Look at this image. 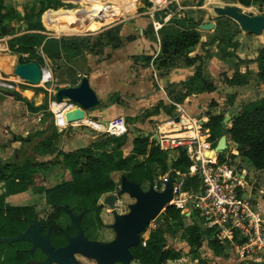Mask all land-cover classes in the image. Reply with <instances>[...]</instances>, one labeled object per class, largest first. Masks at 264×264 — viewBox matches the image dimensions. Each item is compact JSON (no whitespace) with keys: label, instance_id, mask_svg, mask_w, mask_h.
<instances>
[{"label":"crops","instance_id":"0c3cea01","mask_svg":"<svg viewBox=\"0 0 264 264\" xmlns=\"http://www.w3.org/2000/svg\"><path fill=\"white\" fill-rule=\"evenodd\" d=\"M23 1H26V8L31 3L36 4L30 16L34 20L39 9L38 4L46 0H38L36 3L31 2L32 0ZM57 1L58 6L65 2V0ZM211 1L200 0L195 6L184 5L181 12L165 10V16L161 17V20L157 18V11L153 6L141 9L143 7L141 5L137 10L123 8L115 3L103 6V9H100L102 11L109 6L115 8V13L109 18L115 19L119 13H124V16L110 24V29H113L111 38L116 40L95 49L93 54L87 56L85 72L79 76L80 81L83 76L89 78L91 87L95 90L101 104L110 101L104 112L89 114L96 119L101 116L104 120L108 119L107 121L109 118L116 119L120 116L124 119L125 117L134 118L135 121L132 125H128L129 128L138 127L143 130V135L130 133L129 137L149 138L155 136L159 125L181 114L190 118H199L203 124H206L210 117L225 118L231 108L234 109L233 116L235 113L239 114L246 106L264 99V83L259 78V64L255 62L264 47V34L245 31L241 23L230 17H218L213 22L204 20L198 23L199 20L192 14L199 10L201 17L204 13L210 16L211 8L208 6L212 5L213 1ZM7 8L10 9L8 5ZM213 9L221 10L223 7L220 5ZM86 13L90 11L87 10ZM101 13L99 12L94 18L96 23H104ZM45 15L42 17L43 24ZM174 20L177 21L174 22ZM155 23L158 24L157 31ZM196 23L199 25L196 26ZM209 23L212 25L210 30L200 29L202 25ZM163 29L171 32L185 29L196 31L200 35L199 43L193 49L166 60L162 53ZM46 30L30 32L44 35ZM83 52L87 53L86 49ZM199 69L201 80L192 85L191 88L195 91L188 93L187 83L195 77ZM47 81H51V78ZM201 81L211 84L213 90L198 91L203 87ZM14 101L13 97L11 99L0 97V161L2 163L24 166L29 161L34 164L58 162L48 166H66L60 153H71L90 147L97 142L99 136L97 133H92L88 141L84 139L86 135L84 133H76L74 130L70 133L67 129L72 123L74 126L92 124L95 127L97 125L107 127L111 124V122L91 123L89 114L84 112L87 120H68L65 125H59L54 119L55 127L52 124L48 126L50 122L43 111L34 113L27 108L24 110ZM160 103L173 111V115H169L163 109H160L159 113H154V109ZM76 108V105L75 107L66 105L63 115L66 116L68 109L72 112ZM141 111L148 112L143 121L136 118H139ZM234 146L240 152L248 149L236 143ZM66 170L69 171V169ZM253 170L257 173L264 172L255 168ZM54 171L58 174L56 170ZM69 177L68 181H71L72 177ZM6 202L12 206L27 204L40 206L43 198L28 191L11 195ZM181 247L182 250L176 249V251L180 252L182 257L169 262L183 264L186 259L193 258L194 264H241L234 255L224 256L223 253L213 250L206 239H203L202 246L196 249V253L191 252L186 240L178 248Z\"/></svg>","mask_w":264,"mask_h":264},{"label":"trees","instance_id":"16d2710c","mask_svg":"<svg viewBox=\"0 0 264 264\" xmlns=\"http://www.w3.org/2000/svg\"><path fill=\"white\" fill-rule=\"evenodd\" d=\"M117 0L116 2H119ZM245 4L243 0H238ZM7 0H0V35H9L11 32L18 34L12 28L8 17H14L15 20H26L29 31H45L46 27L52 30L53 26H47L45 21L42 22L43 15L50 13L59 5L57 0H46L40 2L36 18L33 20L28 17H22L19 10L15 8H7ZM248 6V5H246ZM186 20H189L185 18ZM177 20H174L176 22ZM196 26L199 24L196 23ZM163 45L162 53L169 60L171 57L183 54L193 49L200 40L198 32L185 29L166 30L163 29ZM113 29L108 30L107 37L111 35ZM165 32V33H164ZM116 39H109V44ZM91 37H62L60 39L47 38L46 35L39 33H27L20 35L13 40L10 48L20 52H30L33 49L42 47L44 53L54 61L70 60L83 53L85 49H97L103 47L104 44L91 45ZM236 46V44L234 45ZM17 47V48H16ZM39 65L42 60L36 61ZM259 64V78L264 83V48L260 51L257 59ZM24 63V62H23ZM201 80V71H197L195 77L189 80L188 93L195 90L192 85ZM203 87L198 91H212L213 86L209 83L201 81ZM160 109L167 111L169 115H173V111L169 110L163 103L154 109V113H159ZM173 109V108H172ZM223 116L210 117L207 127L212 130L213 138L221 135ZM233 141L248 149L241 152V156L253 168L264 171V99L246 106L233 121L232 127L229 129ZM208 135L205 136V140ZM126 137H111L107 140L109 149L99 154L97 146L91 145L87 148L78 149L71 153H60L63 156L64 164L67 169L71 170L73 179L71 181H62L53 187H46L41 175V171L48 165L58 164V162H49L42 164H34L27 162L24 166H15L0 161V237H16L24 233L30 226L31 220L34 219L37 205L27 204L26 206H12L6 202L7 198L13 194H22L28 191L34 192L41 196L46 203L57 206L58 210L64 212L70 209V203L75 198H81L83 202V210L87 214L91 212H99L98 201L104 196L113 193L119 183L114 179L115 173L126 170L129 166V159L124 158L122 146L126 143ZM240 152V151H239ZM132 155L136 157H147V162L156 164H166V159L172 157L174 168L181 173L188 170L195 171L196 161L193 156L186 151L175 150L165 153L150 143L147 137H137L133 141ZM128 180L139 183L143 187L145 181L153 182L152 172L145 167L144 164L136 165L132 171V175L123 174ZM200 181L198 178L192 183V191H198ZM179 205H181L179 203ZM164 217L170 221H180L182 215L179 209L174 206L166 207ZM97 225L103 227L104 224L100 217L96 218ZM85 230V226L82 225ZM87 230V228H86ZM85 230V231H86ZM187 235L184 237L188 242L191 252L196 253V249L200 248L203 243L202 233L197 226L196 221L187 227ZM207 237L210 235L208 231L204 233ZM53 239L57 244L65 243V236L61 235L60 230L53 232ZM209 246L216 252H221V247L216 240H208ZM26 243V242H25ZM29 245V244H28ZM6 246V250L2 247ZM136 261L139 264H166L168 261L178 260L181 253L173 248H168L166 240V232L163 227H158L151 231L146 246H139L131 249ZM31 260L30 251L24 247V244L15 246L0 244V264H29Z\"/></svg>","mask_w":264,"mask_h":264},{"label":"rangeland","instance_id":"374dc122","mask_svg":"<svg viewBox=\"0 0 264 264\" xmlns=\"http://www.w3.org/2000/svg\"><path fill=\"white\" fill-rule=\"evenodd\" d=\"M37 1L38 0H32L31 2L36 3ZM116 1L117 0H65L64 3H60V6H58L54 12L47 13L44 16V21L46 25L53 26L52 30L47 28L46 34L44 35L49 36V38H54V39H60L62 37H72V36L91 37L92 38L91 45H97V44L106 45V44H109V39H112V38H111V35L107 37L105 32H107L108 30H111L110 24L116 22V20H110L104 23H96L93 20L87 25L85 30L78 29L77 27L78 21L82 18H86L91 15L94 19L96 17V13L100 9H103V6L107 4L115 3V4H120L123 8L125 7L129 9L137 10L140 8L141 5L143 6L141 9L151 8L153 6L152 2L154 0L152 2L151 0H120L119 2H116ZM199 1L200 0H168V2L162 8L157 10L156 12L157 18L160 19L161 17H164L165 10L172 11L174 13L181 12V10H183L182 8H184V5L195 6L199 3ZM212 1H213L212 5L208 6L209 8H211L210 16H207L204 13L203 16L201 17L199 15V12L201 11L199 10L194 11L193 14L191 13L192 16H194V18L199 20L198 23H201L204 20L213 22L216 19H218V17L233 18L227 13L229 9L237 10L239 13H243L249 16H264V0H243L245 4L240 3L238 0H212ZM25 2L26 1H23V0H7L6 5H8L10 8H15L16 10H20V14L23 18L24 17L29 18L30 14H32L33 10L35 9L36 4L31 3L28 6V8H26ZM220 5L223 7V9L221 10L213 9V7L215 8ZM87 10H89L90 13H86ZM186 11L189 12L187 9ZM130 12L132 13L135 11H130ZM122 16H124V13ZM122 16L120 18H122ZM33 18H34V15H33ZM99 18H101V16ZM8 21L11 23L12 28H14L19 34H15L11 32L9 35H5V36L0 35V46L1 45L4 46V49L0 50V97L6 98V99H11L13 97L15 99L14 102H16L17 105L19 104L18 107L22 106L24 110H26L27 108V110H29L30 112L36 113L35 111H39V112L43 111L45 113L46 118H48V122H50L48 126L52 124L55 127L54 119H56V114L54 113L53 107L57 106V103L55 102L56 92L61 88L75 87L80 83L79 76L83 72H85L87 56H90L91 54H93L95 49H86L87 53L83 52V54H81L79 57L72 58L71 60L63 59L61 62L54 61L48 58V56L44 53L42 47L33 49L30 52H20V51H17V49L13 50L10 48V44L13 42V40L20 35L22 36L28 32L29 33L31 32L28 30V23H26L27 22L26 20L17 21L12 16V17H8ZM101 28H104V29H101ZM260 33L264 34V30H262ZM57 36L59 37L56 38ZM9 57H14L16 60V63L15 64L11 63L8 60ZM40 60H42L40 64L41 68L43 70L47 69L51 73L50 82H47V83L41 82V84L35 86V85H30L29 83L22 80L18 76H15L14 69L18 63L24 64V63L36 62ZM49 83L53 85L51 88H48ZM113 98L111 102L113 101ZM108 103H110V101L104 102L103 104L100 103L98 107L93 108L89 111H86V113L91 114L93 112H97V113L104 112L106 107H108ZM66 104L73 105L71 101H66ZM74 111H77V110L75 109ZM69 113L70 111L68 109L66 111V114H69ZM90 114H89V118H90L91 123H101V122L105 123V122H112L114 120V119L109 118V121H107L108 119L104 120V118L101 116L100 118L102 120H99L100 118L99 119L93 118L92 117L93 115H90ZM140 114L141 115L139 116V118L138 117L136 118L139 119L140 121H143L147 117L148 112L141 111ZM236 116H237V113H235V115L233 116L231 115L232 119L228 123V128L230 126L232 127L233 121ZM116 118H119V117H116ZM125 120H126L127 125H132L133 122L135 121L134 118H130V117H125ZM60 121L62 120L60 119ZM72 124L70 125V127H68L67 131L69 130L71 133V130H74L76 133H84L86 134L84 135L85 140L89 141L91 139L89 135H92V133L99 134V136L97 137L98 138L97 142L95 143V146H97L99 154H102L103 152L109 149V146L106 144L107 140H109L111 137H116L114 135H111L108 132V130H101V129L96 128L98 125L95 127L92 124L90 125L83 124L80 126L79 125L74 126ZM130 128L128 126V132L126 133V135H124V137L127 138V141L122 146L123 156L124 158L129 159L130 163L126 170H124L123 172H120V173L118 172L114 174V179L116 180V182L117 183L120 182V178L123 174H129L131 176L132 171L136 165L144 164L145 167L148 168L152 172V176L154 178V185H157L159 187L158 191H161L162 189H164L165 187L164 181L168 179L169 174H170V169H171L173 178L175 179V186L179 188V193L180 191L182 194L191 193L192 183L197 177H195V175H191L192 171L190 170H188L185 173H181L178 170H176L173 166L174 162L171 156L166 159L167 166H165L164 164H156V163L147 162V157H136L132 155V149H133L132 141L134 138L129 137V135L130 133H133L131 135H134V134L143 135V130L135 126L134 127L131 126ZM216 134L217 135L215 136V139L216 138L220 139L221 135H218V133ZM149 140L151 143L152 142L151 139ZM151 144L154 145V143H151ZM231 148H234V149H237V151H240L234 145H230L227 152H229ZM226 153L224 155H226ZM233 158L238 159V157H232V159ZM73 167L75 166H71L72 171H73ZM242 167L247 168L249 171H251L255 179L258 180V183L254 184L252 192L258 193L260 189L262 188L264 189V172L257 173L256 171L253 170V167L250 166L246 162V160L244 161ZM66 169H67L66 166H50V167L43 169L42 170L43 173L41 171V175L44 181V185L50 188V187H53L59 184L62 181L70 180L69 176H71L73 179L71 170L69 169V171H67ZM54 170H56L58 174L54 173L55 172ZM150 183L151 182L149 180L145 181L143 183V189L146 191L149 190ZM117 188L118 189L120 188L119 185ZM113 193L115 194V191ZM13 195H16V194H13ZM188 196L189 195H186L185 198H188ZM105 197L103 196L98 201V209H99L98 213L91 212L90 214H85L84 216L82 225L85 226V230L87 228L85 235L90 240H95V241H100V242H110L116 238V233L114 232L113 229L109 227L110 224L114 223V216L111 211V208L108 205L104 204ZM190 202L191 200L189 201L188 205L190 204ZM134 203H135V200L132 199L129 195L121 196L119 198V201L116 203L117 212L119 214L129 213L130 211L129 206ZM171 203L172 202H170V204ZM179 203L181 204V202H176V204H179ZM70 208L74 210V213L76 215L81 214V212L83 211L82 199L75 198L70 203ZM164 212L165 211L163 210L161 215L150 224L145 234H143V238L144 239L149 238V235L151 233L150 230L156 229L157 227H163V229L166 232V236H167L166 240H167L168 247L173 248L175 250L176 249L182 250V247L181 248H178V247L184 244V241H185L184 237L187 235L186 233L187 227L193 223V220L184 219L182 217L180 221H176V222L172 220L168 221L164 217ZM36 213L38 214L40 219H43V220L51 219L53 223L56 224V226H60V227L67 228V229L69 228L72 230V233H74V227L72 226V222L70 221L69 215H67L65 212L61 210H58L57 206L46 203L45 199L41 203L40 206L36 207ZM97 217H100V219L102 220L104 224L103 227H99L97 225V220H96ZM155 226L157 227L155 228ZM210 237H211L210 235L207 237L205 236V239L208 240ZM0 244H4V243H0ZM22 244H24V247H26L27 249L29 248V245L23 241L15 242V246L22 245ZM2 248L6 250V246H3ZM223 250L219 253H223L224 256L234 255L233 253H230L229 250H226V251H223ZM37 257L41 258L40 255H38ZM78 258L82 262V264H96L94 260H88L82 257H78ZM167 263L174 264L175 262L172 263L168 261ZM194 263L195 261L193 260V258H189L183 261V264H194ZM134 264H139V262L135 261Z\"/></svg>","mask_w":264,"mask_h":264},{"label":"built area","instance_id":"2783aa9c","mask_svg":"<svg viewBox=\"0 0 264 264\" xmlns=\"http://www.w3.org/2000/svg\"><path fill=\"white\" fill-rule=\"evenodd\" d=\"M167 2L154 0L153 8L157 11ZM154 26L157 31L158 24ZM56 103L59 108H53L57 121V114L67 104L66 101L62 105ZM206 125L199 118L181 114L159 125L155 136L149 137L151 143L162 152L170 154L175 150H183L196 161V169L191 175L200 181V194H196L198 189L186 193L188 198H183L174 183L172 203L181 202V205L169 203L167 207H177L184 219L201 220L211 240H216L224 247L223 251L233 253L241 263L264 264V189L253 193L254 184L258 182L251 171L242 167L245 160L241 153L234 148L227 152L229 146L235 144L230 133L227 136V148L217 152L219 139L213 140L212 130ZM111 127L108 132L116 137H123L128 132V125L122 117L114 119ZM201 135L208 137L202 141ZM153 188L159 190L154 182ZM148 239L142 236L141 245L145 247Z\"/></svg>","mask_w":264,"mask_h":264},{"label":"water","instance_id":"95a60500","mask_svg":"<svg viewBox=\"0 0 264 264\" xmlns=\"http://www.w3.org/2000/svg\"><path fill=\"white\" fill-rule=\"evenodd\" d=\"M113 6L107 7L102 11V20L107 16L115 13ZM237 22L242 24L245 31L260 33L264 30V16H249L239 13L237 10L229 9L227 12ZM80 27H83L81 25ZM211 24H205L200 27L201 30H210ZM15 76L26 81L30 85H39L44 79V73L41 66L37 62L18 63L14 69ZM53 85L48 84V88ZM55 101L63 104L65 101H71L77 106V110L81 113L89 111L100 105V100L91 87L89 78L83 76L80 83L75 87H67L59 89L55 94ZM234 109L229 110V114L224 118L222 123L221 138L216 147L217 152H223L227 148V136L229 134L228 123L231 119ZM173 178L170 169L169 177L164 181V189L157 191L153 188V182L150 183L149 190L145 191L141 184L128 180L123 175L119 182V189H116V194L108 196L104 204L111 208L114 216V223L109 227L116 233V238L110 242H100L90 240L85 235V230L81 226V219L87 212L83 211L76 215L73 209H66L67 213L73 219L77 228V234L68 236V244L55 249L51 244V228L46 234H42L43 226L38 217H36L29 228L22 234L16 237H0V243L12 245L15 242L23 241L32 244V253L37 249L47 255L43 262H31V264H82L78 257L94 260L96 264H134L135 257L131 249L141 246V236L145 234L150 224L155 221L166 209L168 204L174 200ZM199 191L196 193L200 194ZM123 195H129L135 200V203L129 206V213L119 214L116 209V203ZM197 226L200 228L202 238L205 239V227L201 220H196Z\"/></svg>","mask_w":264,"mask_h":264},{"label":"flooded vegetation","instance_id":"af4514ba","mask_svg":"<svg viewBox=\"0 0 264 264\" xmlns=\"http://www.w3.org/2000/svg\"><path fill=\"white\" fill-rule=\"evenodd\" d=\"M122 176H123V175H122ZM122 176H121V178H122ZM121 178H120V180H121ZM115 194H116V190H115ZM115 194H114V193H113V194L111 193V194L107 195V196L105 197V199H106L108 196L115 195ZM83 211H85V209H84ZM83 211H82V212H83ZM64 212H65L67 215H69V214L67 213V210H66V209L64 210ZM82 212H81V213H82ZM85 214H87V212H86ZM85 214L83 215V217H82V219H81V226H82V222H83V219H84ZM36 217H38L40 223H41L42 226H43L42 234H46V233L48 232V229L51 228V237H50V240H51V244L53 245V247H54L55 249H57V248H59V247H63V246H65V245L68 244V236H67V234H66V232H65L66 230L68 231V233H69L70 236H75V235L77 234V228H76L75 223H74V221H73V219L71 218L70 215H69V218H70V221L72 222V226L74 227V233H72V230L69 229V228L67 229V228H63V227H60V226H56V224H54L53 221H52L51 219H49V220H43V219H40V217L38 216V214H35L34 219H35ZM34 219L31 220V224L33 223ZM31 224H30V226H31ZM28 228H29V227H28ZM28 228H27V229H28ZM83 229H84V228H83ZM55 230H60L61 235L65 236V243H64V244H63L62 242H59V244H57L56 241L53 239V232H54ZM25 231H26V230H25ZM85 232H86V231H85ZM26 243L29 244V248H28V250L30 249L31 260H30L29 264H31V262H36V263L43 262V261L47 258V255H45V254L41 251V249H39V248H37V249L32 253V251H31V250H32V244H30L29 242H26ZM38 255H40L41 258H38V257H37Z\"/></svg>","mask_w":264,"mask_h":264},{"label":"bare ground","instance_id":"6f19581e","mask_svg":"<svg viewBox=\"0 0 264 264\" xmlns=\"http://www.w3.org/2000/svg\"><path fill=\"white\" fill-rule=\"evenodd\" d=\"M118 11V10H117ZM99 12H102V10H99L97 13H96V15L99 13ZM123 15V13H119L116 17L117 18H120L121 16ZM108 17V18H107ZM105 19H104V22H107V21H110V20H116L117 18H115V19H112V18H109L110 16H107ZM94 19H93V17H92V15L91 16H88V17H86V18H82V19H80L79 21H78V23H77V27H78V29L79 30H85L86 29V27H87V25L90 23V22H92ZM81 25H83V27H80ZM60 31V30H59ZM58 31V32H59ZM4 49V46L3 45H1L0 46V50H3ZM8 60L11 62V63H13V64H15L16 63V60H15V58L14 57H9L8 58ZM12 64V65H13ZM43 73H44V80L42 81V82H44L45 80H48V79H50V76H51V73L47 70V69H44L43 70ZM66 106V105H65ZM70 106H75V105H70ZM67 107H68V105H67ZM59 108V107H58ZM63 109H64V107H62V110L57 114L58 115V123H59V125H65L66 124V122L68 121V120H74V119H76V120H81V119H86V114H84L83 112L81 113L80 111H72V112H70L69 114H66V116H64L63 115ZM60 119L62 120V121H60ZM98 128H100V129H108V130H110L112 127H111V124H109L107 127H105V126H103V125H98L97 126ZM205 136L206 135H201L200 136V139L202 140V141H204L205 140ZM185 196H186V194H183L182 195V197L183 198H185ZM172 204H176V202H173Z\"/></svg>","mask_w":264,"mask_h":264},{"label":"clouds","instance_id":"9594fccd","mask_svg":"<svg viewBox=\"0 0 264 264\" xmlns=\"http://www.w3.org/2000/svg\"><path fill=\"white\" fill-rule=\"evenodd\" d=\"M42 69V68H41ZM43 70V69H42ZM50 82V81H49ZM154 182V181H153ZM146 191V190H145ZM143 236V235H142ZM142 236H141V239H142Z\"/></svg>","mask_w":264,"mask_h":264}]
</instances>
